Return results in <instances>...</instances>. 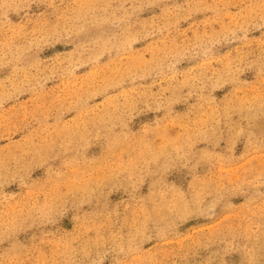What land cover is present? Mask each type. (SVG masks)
<instances>
[{
    "label": "rangeland",
    "instance_id": "1",
    "mask_svg": "<svg viewBox=\"0 0 264 264\" xmlns=\"http://www.w3.org/2000/svg\"><path fill=\"white\" fill-rule=\"evenodd\" d=\"M0 264H264V0H0Z\"/></svg>",
    "mask_w": 264,
    "mask_h": 264
}]
</instances>
